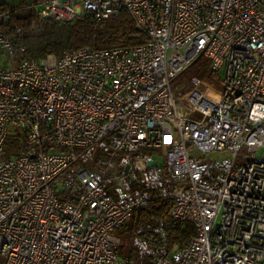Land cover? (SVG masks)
Returning a JSON list of instances; mask_svg holds the SVG:
<instances>
[{"label":"built area","instance_id":"obj_1","mask_svg":"<svg viewBox=\"0 0 264 264\" xmlns=\"http://www.w3.org/2000/svg\"><path fill=\"white\" fill-rule=\"evenodd\" d=\"M39 7L57 23L123 10L144 42L24 59L0 1L2 264H264V0ZM199 57L210 80L174 95ZM158 200L167 219L133 230L136 258H120L116 234ZM184 224L194 235L169 251Z\"/></svg>","mask_w":264,"mask_h":264},{"label":"trees","instance_id":"obj_2","mask_svg":"<svg viewBox=\"0 0 264 264\" xmlns=\"http://www.w3.org/2000/svg\"><path fill=\"white\" fill-rule=\"evenodd\" d=\"M34 2L36 4L37 0ZM33 6L22 4L19 7H11L4 4L5 9L12 14L13 24L22 29L21 46L24 59L40 60L48 55L60 56L64 52L85 47L92 50H106L137 46L144 42L143 36L123 10L99 22L87 15H81L71 21L57 23L40 20L35 15ZM193 64L195 77L210 80L209 63L206 59L199 57ZM15 147L16 143L7 140L5 143L7 156ZM170 208V201L158 200L152 202L147 208L135 209L130 218L131 225L125 224L120 232L133 231L144 225H154L160 220H166ZM194 233L190 224L171 229L168 234L167 249L169 251L178 249ZM118 255L120 258H136L131 244L126 249L121 242ZM0 264H2L1 260Z\"/></svg>","mask_w":264,"mask_h":264},{"label":"rangeland","instance_id":"obj_3","mask_svg":"<svg viewBox=\"0 0 264 264\" xmlns=\"http://www.w3.org/2000/svg\"><path fill=\"white\" fill-rule=\"evenodd\" d=\"M6 5L11 7H19L22 4L25 6H32L36 9L40 8L39 3H36L33 0H0ZM194 77V64L188 67L186 70L182 71L180 75H178L172 82L171 88L174 95L178 93H184L191 88V84H189L190 78ZM127 226L131 225V220L126 223ZM132 230H125L124 232L117 233V237L120 238L121 243L126 247L131 244L132 239Z\"/></svg>","mask_w":264,"mask_h":264},{"label":"crops","instance_id":"obj_4","mask_svg":"<svg viewBox=\"0 0 264 264\" xmlns=\"http://www.w3.org/2000/svg\"><path fill=\"white\" fill-rule=\"evenodd\" d=\"M34 1V0H33ZM44 0H37V3H41V2H43ZM1 3H3V2H1ZM4 4V3H3Z\"/></svg>","mask_w":264,"mask_h":264}]
</instances>
